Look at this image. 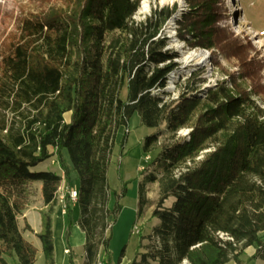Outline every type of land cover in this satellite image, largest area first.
<instances>
[{
	"label": "trees",
	"instance_id": "obj_1",
	"mask_svg": "<svg viewBox=\"0 0 264 264\" xmlns=\"http://www.w3.org/2000/svg\"><path fill=\"white\" fill-rule=\"evenodd\" d=\"M36 2L40 9L19 18L16 32L0 43V264L37 262L38 250L18 221L33 183L43 185L36 236L45 264H55L53 217L62 186L66 241L77 204V224L86 235L82 264H113L112 230L126 185L112 194L108 171L118 136L124 131V148L136 113L143 126L156 129L143 152L158 151L144 169L149 174L140 185L138 220L153 206L159 224L130 264H241L251 247L252 259L264 260V91L251 69L203 90L205 69L199 67L179 83V97L169 98L166 88L180 55L168 49L164 28L178 4L136 22L141 0ZM185 2L177 38L186 48L211 51L216 67L223 56L263 71L251 43L229 30L223 0ZM247 80L253 89L245 88ZM185 128L190 134L178 138ZM167 135L173 141L162 144ZM50 160L61 174L33 171ZM73 173L79 179L76 203L69 196ZM147 184L159 185L155 205ZM170 198L175 202L167 208ZM69 259L77 264L71 248Z\"/></svg>",
	"mask_w": 264,
	"mask_h": 264
},
{
	"label": "rangeland",
	"instance_id": "obj_2",
	"mask_svg": "<svg viewBox=\"0 0 264 264\" xmlns=\"http://www.w3.org/2000/svg\"><path fill=\"white\" fill-rule=\"evenodd\" d=\"M55 1L57 0H51L52 3ZM143 1L144 0H141L140 7ZM150 3V13L141 15L139 8L138 12L134 16V20L136 22L145 21L158 7H172L174 4H178L179 8L181 9L183 4H187L185 0H150ZM223 3L229 17V30L232 31L236 37H239L245 42L251 43L255 50V52H252V56L257 57L256 60L262 61L264 66V0H223ZM38 9H40V6L36 0H0V43L3 38L7 37L8 34L16 32L19 18L25 16L26 14L33 13V11ZM168 28L169 25L165 30L166 33H169L168 31L170 29ZM168 47H170V50H173L180 55V58L178 59L180 66L177 70L171 73L169 77L170 80L172 79L174 81L171 85V89H166V91L170 93L169 98L171 97L173 99H177L179 97L180 91L182 90V87L179 83L190 77L192 72L199 67L205 69V72L202 76L206 81V87L203 85V88L205 89L215 86V84L222 81V79L226 80V76L231 73H235L239 77L242 75L248 76L250 75L248 71L249 68L251 69V75H254V82L262 85V87L260 88L259 86V88L264 91V67L260 74H256L255 72L258 70V68H250V65L241 68L235 60L229 61L224 59L223 56L218 58L220 66L216 67L212 60L209 65L201 67L198 65L199 60L197 58L192 59L189 62L185 61V58L188 55L191 53H196V55H199L198 52H194V50H189L188 48L183 47L181 42L178 41H169ZM243 85L249 90L253 89L254 87L253 83L248 80L244 82ZM122 97H127L126 89L123 91ZM128 132L129 133L124 148L120 146L124 131L119 134L112 163L108 171V180L112 194L115 192L119 193L124 185H126V195L120 201L122 210L112 230L110 252L112 253L113 257V264L131 263L139 251L140 244L143 246L150 245L151 241L147 237L152 233V229L159 224L158 219L152 218V213L154 210L153 206L146 207L142 218L138 220L140 185L144 183L145 176L149 174V172L147 170L145 171L144 169L151 161L155 159L158 154L157 151L151 153L150 155H146L143 152V145L146 137L155 134L156 129L143 126L141 124L139 114L136 113L129 122ZM188 132H190L188 128L182 129L178 133L177 137H186L188 136ZM160 141L162 144H164L167 142H172L173 140L169 135H167L166 137H162ZM65 156L66 159L69 160L67 153ZM33 171H53L61 174V170L57 165V162L55 161V163H53V160L40 164L38 167L33 169ZM72 186L79 188V179L75 173L72 174ZM42 188L43 185L41 183H33L29 186V203L33 201L35 205L40 204L38 199L42 194ZM64 192L65 191L63 189V192L60 193L63 194ZM146 192L150 203L155 205L159 200V185L147 184ZM114 202L115 201L113 198L111 207L114 205ZM174 202L175 199L170 198L166 201L165 206L167 208H171ZM75 211V217L77 215V218L79 219V206ZM18 221L23 237L28 242L32 243L36 248L40 249L37 254L36 264H45V258L40 239L30 233L31 229L29 228L28 223H25L22 218H19ZM33 226L37 228V224L35 222H33ZM53 233L55 243V229H53ZM75 240L78 241V239ZM75 240L72 241V237H70L69 242L66 241L67 247L73 250V253L76 257V263L82 264L84 260V246H75ZM103 253L104 251L102 250V255ZM254 253L255 248L251 247L247 249L240 257L241 264H264V260L262 259H252ZM55 259L57 260V258ZM227 264L238 263L232 260Z\"/></svg>",
	"mask_w": 264,
	"mask_h": 264
},
{
	"label": "crops",
	"instance_id": "obj_3",
	"mask_svg": "<svg viewBox=\"0 0 264 264\" xmlns=\"http://www.w3.org/2000/svg\"><path fill=\"white\" fill-rule=\"evenodd\" d=\"M60 192H63V187L60 188ZM63 194L61 193V196ZM38 200H39L38 202L40 203L39 205H35L33 201H31L27 206L26 210H24L23 213L19 216V218H22L25 223H28L31 229L30 233L34 236H36L41 231L42 219H41L40 211L45 207L42 194L40 195V198ZM77 207H78L77 204H73V216H74L75 226L73 227V232L71 237H72V241L78 239V241L75 240L76 242H78V243L75 242L74 244L75 246L76 245L84 246L86 243V235L77 224L78 223L77 215L75 217V213H76L75 210L77 209ZM54 217H53V229H55L54 248H55V258H57V260L55 259L56 264H70L69 254L66 253V250L70 248L67 247V243L65 239V233L67 229V216L62 202L56 208ZM33 222L37 224V228L33 226ZM37 250L39 251L40 249L37 248ZM100 259H103L102 251L100 252ZM126 264H130V263H126Z\"/></svg>",
	"mask_w": 264,
	"mask_h": 264
},
{
	"label": "built area",
	"instance_id": "obj_4",
	"mask_svg": "<svg viewBox=\"0 0 264 264\" xmlns=\"http://www.w3.org/2000/svg\"><path fill=\"white\" fill-rule=\"evenodd\" d=\"M188 10V5L187 4H183V6L181 7V9L179 8V11L178 13L174 16V18L172 20H170L166 27L164 28V35H166L170 41H178V42H181L178 38H177V30H178V25H177V20L181 18L182 14L184 12H186ZM169 25V28L170 29L168 32L169 33H166V28L168 27ZM171 33V34H170ZM172 39V40H171ZM181 45L183 47H185V43L184 42H181ZM168 49H170V47H168ZM194 52H198L199 55H206L208 58H203L199 63L198 65L201 66V67H204V66H207L209 65L211 62H212V52L211 51H208V50H194ZM178 62V60H177ZM170 80V79H169ZM224 80V79H222ZM173 80L171 79L170 81H168V86H167V90L171 89V85L173 84ZM217 84V83H216ZM215 84V85H216ZM204 86L206 87V84H204ZM203 86V87H204ZM203 90L205 88H202ZM189 131L191 132V130L189 129ZM190 132H188V135L190 134ZM53 163H55L53 161ZM69 196H70V200L71 202L73 203H76L77 200H78V190L76 188H73L70 192H69ZM64 200H65V194H63L61 197H60V201L62 203H64ZM65 208V207H64ZM65 210V209H64ZM221 237L222 238H225V235L224 234H221ZM66 253L69 254V249L66 250ZM101 264V263H99Z\"/></svg>",
	"mask_w": 264,
	"mask_h": 264
},
{
	"label": "bare ground",
	"instance_id": "obj_5",
	"mask_svg": "<svg viewBox=\"0 0 264 264\" xmlns=\"http://www.w3.org/2000/svg\"><path fill=\"white\" fill-rule=\"evenodd\" d=\"M166 1V0H164ZM151 11V3H150V0H144L141 7H140V14L141 15H146L148 13H150ZM179 47V46H178ZM198 59L199 62L203 59V58H208L206 55H196V53H191L190 55H188L186 58H185V61L189 62L190 60L192 59Z\"/></svg>",
	"mask_w": 264,
	"mask_h": 264
}]
</instances>
